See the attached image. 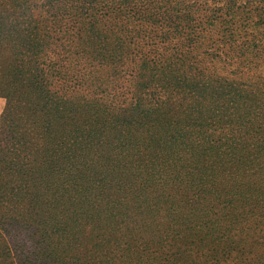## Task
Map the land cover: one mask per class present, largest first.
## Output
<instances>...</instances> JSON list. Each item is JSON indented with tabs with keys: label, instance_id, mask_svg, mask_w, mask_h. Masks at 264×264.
Segmentation results:
<instances>
[{
	"label": "trees",
	"instance_id": "trees-1",
	"mask_svg": "<svg viewBox=\"0 0 264 264\" xmlns=\"http://www.w3.org/2000/svg\"><path fill=\"white\" fill-rule=\"evenodd\" d=\"M220 1L222 7L208 5ZM81 62L107 70L100 92L129 81L134 101L127 108L86 101L78 91L91 85ZM0 95L7 101L0 194H8L0 196V264L105 263L99 247L87 257L58 243L55 221L37 219L40 200H26V192L45 160L50 173L59 165L70 171L84 145L75 129L78 112L97 105L113 128L147 99L156 110L136 119L156 128L182 123L186 138L205 136L207 146L217 134L218 146L201 148L196 172L202 184L225 185L230 195L216 199L230 222L206 230L200 248L211 250L215 264L220 250H245L250 240L236 243L231 225L239 221H231L253 213L254 204L264 207V0H0ZM256 180L262 197L250 187ZM175 255L182 256L175 261ZM156 264L201 263L178 248Z\"/></svg>",
	"mask_w": 264,
	"mask_h": 264
},
{
	"label": "rangeland",
	"instance_id": "rangeland-1",
	"mask_svg": "<svg viewBox=\"0 0 264 264\" xmlns=\"http://www.w3.org/2000/svg\"><path fill=\"white\" fill-rule=\"evenodd\" d=\"M208 5L222 7L224 1ZM80 65L85 74L83 81L88 79L87 84L91 85L78 91L86 96V101L98 102L97 99L102 98L99 102L107 100L125 108L134 101L129 81L121 88L107 84L103 87L105 91L100 92L102 89L96 86L107 82L103 80L108 76L107 70L90 68L86 62ZM90 70L93 72L88 73ZM96 75L99 79L94 86ZM111 96H115L113 101L108 100ZM136 103L140 107L126 112L123 125L118 123L113 128H110L109 114L97 105L78 112L75 120L80 124L75 129L83 133L84 142L78 150L80 155L68 166V173L62 165L50 173L52 168H44L48 165L45 160L40 167L42 172L37 171L36 179L30 182L26 200L38 197L37 219L43 217L45 223L55 221L60 236L58 243L79 256L91 257L94 254L91 248L96 246L105 257L101 260L105 261L103 264L110 263L109 257L116 259L113 264H156L163 253L168 255L173 249L181 248L198 263L215 264L210 261L211 250L200 248V242L206 230H221L228 221L225 215L230 211L218 205L216 198L230 194H224L221 186L225 185L219 180L207 179L202 184L196 165L200 166L203 148L219 145L217 134L211 135L213 143L207 146L205 136H197L193 141L186 138L182 123L153 127L145 117L136 118L143 112L147 114L148 108L156 110L155 105L149 99ZM6 104V98L0 95V119ZM132 119H136L132 128L126 130L124 126ZM259 182L262 183L256 180L250 186L255 187L254 192ZM252 193L251 190L248 195L251 197ZM238 194L241 193L235 195ZM255 194L262 197L259 189ZM25 201H21L24 210ZM252 207L253 213L231 221H239L231 225L234 241L242 245V239L250 240L242 246L245 250L241 255L234 248L225 253L220 250L216 264H248L253 259L254 264H264V207L255 204ZM115 246L116 253H111ZM181 256L175 255V261Z\"/></svg>",
	"mask_w": 264,
	"mask_h": 264
}]
</instances>
